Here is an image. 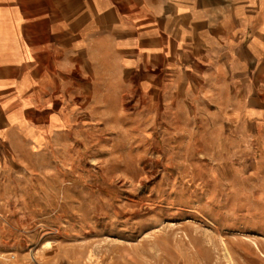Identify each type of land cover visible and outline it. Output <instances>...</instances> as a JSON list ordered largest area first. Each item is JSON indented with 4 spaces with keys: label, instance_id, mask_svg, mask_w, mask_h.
I'll return each instance as SVG.
<instances>
[{
    "label": "rangeland",
    "instance_id": "374dc122",
    "mask_svg": "<svg viewBox=\"0 0 264 264\" xmlns=\"http://www.w3.org/2000/svg\"><path fill=\"white\" fill-rule=\"evenodd\" d=\"M208 65L197 85L112 69L19 95L0 264H264V54Z\"/></svg>",
    "mask_w": 264,
    "mask_h": 264
},
{
    "label": "crops",
    "instance_id": "0c3cea01",
    "mask_svg": "<svg viewBox=\"0 0 264 264\" xmlns=\"http://www.w3.org/2000/svg\"><path fill=\"white\" fill-rule=\"evenodd\" d=\"M262 54L264 0H0V135L19 95L67 78L153 68L197 85L206 64L244 70Z\"/></svg>",
    "mask_w": 264,
    "mask_h": 264
}]
</instances>
